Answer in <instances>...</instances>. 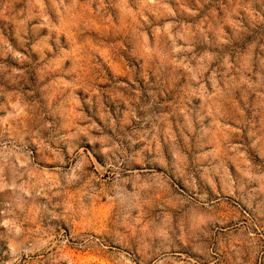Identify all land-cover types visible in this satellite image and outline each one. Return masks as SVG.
Wrapping results in <instances>:
<instances>
[{
    "label": "clouds",
    "instance_id": "clouds-1",
    "mask_svg": "<svg viewBox=\"0 0 264 264\" xmlns=\"http://www.w3.org/2000/svg\"><path fill=\"white\" fill-rule=\"evenodd\" d=\"M77 254L264 264V0H0V264Z\"/></svg>",
    "mask_w": 264,
    "mask_h": 264
},
{
    "label": "rangeland",
    "instance_id": "rangeland-1",
    "mask_svg": "<svg viewBox=\"0 0 264 264\" xmlns=\"http://www.w3.org/2000/svg\"><path fill=\"white\" fill-rule=\"evenodd\" d=\"M114 77H119L121 79L124 78V74L122 71H119V69H112L110 67L109 69ZM106 211V209L104 208V206H101L99 209H97V212L99 214H103ZM77 259H78V264H102V261L98 260L96 257L88 255V254H84L83 256H80L79 254H77Z\"/></svg>",
    "mask_w": 264,
    "mask_h": 264
}]
</instances>
